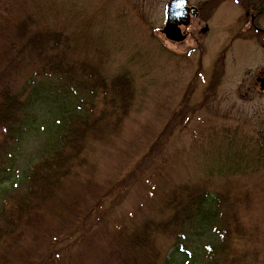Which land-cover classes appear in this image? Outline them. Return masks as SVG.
<instances>
[{"label": "trees", "instance_id": "trees-1", "mask_svg": "<svg viewBox=\"0 0 264 264\" xmlns=\"http://www.w3.org/2000/svg\"><path fill=\"white\" fill-rule=\"evenodd\" d=\"M37 1L0 0V155L7 151L5 157H11V148L8 146V150L7 145L22 137L26 109L35 101L39 86L47 83L45 98L52 102L54 97V103L59 100L61 117L55 118L50 125L41 151L37 153L39 159L23 174L19 187L12 184L11 187L3 188V202L0 205V264H81L82 259L86 258L85 247H82V243H79L81 246L75 245L79 237H75L72 231L78 228L77 222L79 228L86 227L87 213L81 210L80 192L77 190L96 194L92 177L79 181V169L84 163L82 155L91 141L106 140L117 132L134 105H137L139 97V105L143 102L144 107L152 94L159 93L158 97H163V92L171 93L173 89L169 88L173 85L172 78L176 79L174 71L178 72L180 62L173 59L175 55L167 48L165 54L154 49L144 52L129 50L126 63L118 65L111 74L110 62L114 50L100 28H94L81 18L77 21L78 27L74 28V35H67L62 30L64 22L60 21H66L65 15L71 13L73 17L69 15L70 20L74 22L76 13L72 9V12H67V6L61 0H56L54 5V0H45L44 7ZM37 15H45L44 18L49 17L55 22L52 26L45 24L39 27L35 23ZM115 47L120 50L118 46ZM178 57L181 59L182 56ZM131 62L141 66L143 87L140 88L143 94L138 92L136 82H140L141 78L130 67ZM157 82L160 92L151 91L149 84ZM184 112L180 110L175 115L176 126L180 131L191 124L187 121L191 116L184 117ZM147 128L148 123L145 124V132ZM233 133L235 138L231 137ZM239 137L236 130L224 133L212 127V141L216 143L222 139L231 144ZM160 145L155 141L143 162H147ZM212 147L219 148L216 144H212ZM242 148L238 158L225 152L232 171L224 178H218L229 182L228 186L222 184L218 191H210L216 176H210L212 179L208 180L202 178L183 191H179V188L186 185L173 186L170 193L160 199V219L148 217L142 224L138 223L132 233H125L131 221L134 222L130 214L114 225V233L118 234V238H115L117 249L108 252L99 262L264 264V245L255 252H240L238 246L233 245L235 241L242 240L251 245L264 241L263 229L240 219L242 211L254 210L257 205L252 206L248 195L242 199L232 192L237 181L236 172L247 174L251 169L246 163L241 166L245 160ZM215 151H210V155ZM195 159L199 161L197 165L203 163L204 167L207 163L204 159ZM176 160L177 153L174 163ZM159 163H164L163 157L154 166L157 167ZM146 173L152 178L144 175ZM146 173L143 170V180L140 181L143 184V199H152L155 190L151 181L160 178V175L159 171L154 170ZM189 178L190 174L184 172L181 183L190 181ZM250 193L260 194L261 190L255 189ZM138 208H141V204ZM258 209L263 217L257 221L262 225L264 205L261 200ZM142 210L153 209L142 205ZM100 218L101 214L97 220L100 221ZM64 221L74 225L71 228L70 225L62 227L63 231L60 224ZM209 225L211 228H205ZM42 226L51 234L49 239L39 237ZM59 228L68 237L63 238V244L53 248L52 244L60 243ZM195 229L203 233L204 229H209L215 239L203 247V254L184 250L177 260V249L186 245L180 242L186 240L187 233ZM28 233L34 242L41 240L49 248L35 255L34 248L24 244ZM162 239L173 241L175 253L161 261L158 245ZM71 247L74 252L67 254ZM130 256L133 258L129 261Z\"/></svg>", "mask_w": 264, "mask_h": 264}, {"label": "rangeland", "instance_id": "rangeland-1", "mask_svg": "<svg viewBox=\"0 0 264 264\" xmlns=\"http://www.w3.org/2000/svg\"><path fill=\"white\" fill-rule=\"evenodd\" d=\"M55 1L52 2L53 5ZM61 1L67 6V12L72 9L76 13L74 22L70 20L71 13L65 15L66 21H60L64 22L62 30L65 34L74 35V28L78 27L77 21L81 18L90 22L94 28L101 29L114 50L110 62L111 74L118 65L126 63L125 58L129 50L144 52L154 49L165 54L166 47L175 55L173 59L180 62L178 72L174 71L177 80L172 78L173 85L169 88L173 89L171 93L163 92V97H158L159 93L152 94L144 107L143 102L139 105V97L137 105H134L117 132L106 140L91 141L82 155L84 163L79 169V181L83 182L87 177H92L95 184L93 191L96 194L77 190L80 192L81 210L87 213V221L84 223L87 228H79L77 222L78 228L72 231L75 237H79L74 244L81 246L79 243H82V247H85L86 258L82 259L81 264H101L99 261H102L108 252L117 249L115 238H118V234L114 233L116 228L113 227L127 214L131 215L130 218L134 219V222L131 221L130 228H126L125 233L134 232L137 229L134 227L138 223L142 224L148 217L160 219V199L169 194L173 186L186 185L179 188V191H183L202 178L212 179L210 176L217 177L213 178L214 184L210 191H218L222 184L228 186L229 182L218 178H224L232 171V165L227 162L225 152L238 158L241 147L245 157L241 166L246 163L251 169L247 174L236 172L237 181L232 192L242 199L248 195L252 206L257 205L254 210L242 211L240 219L245 223L257 224L259 229L264 230V223L261 225L257 221L263 217L258 209L260 200L264 205V195H261L264 192V90L256 87L254 80L259 68L264 66V37H257L255 34L251 35L253 40H248V35H238L244 23L233 22L232 19L243 16L244 11L231 0H218L217 3L213 0H190L195 6L208 1L212 6L203 9L202 18L190 27V36L186 41L173 44L160 35L168 0H74L73 3V0ZM37 2H41L42 7L46 5L45 0ZM44 17H35L37 26L54 24V19ZM204 20L206 22H203ZM204 24H208L210 34L209 31L205 34L199 31ZM179 55L182 56L181 59ZM158 58L163 60L161 56ZM130 67L141 78L136 84L138 92L143 94L141 66L131 62ZM22 80L21 78L20 81ZM158 83L149 84V89L160 92ZM46 85L47 83L39 86L35 101L26 109L22 137L7 145L8 150V146L11 148V157H5L7 151L0 155V184L6 186H0V205L3 202V188L11 187L12 184L19 187L23 174L38 161L37 153L41 151L50 125L55 118L61 117L58 110L59 100L54 103V97L52 102L45 98ZM180 110L185 111L184 117L191 116L187 120L191 124L182 131L177 128L175 122V115ZM147 123L148 131L145 132ZM212 127L218 132L223 130L224 133L236 130L237 136L240 137L235 144H228L230 141L222 139L216 143L212 141ZM233 136L235 138L234 133L231 134V137ZM155 141L161 144L159 149L147 162H143L144 156L149 153ZM171 143L174 144L169 146ZM212 144L218 145L219 148L212 147ZM214 150L216 151L210 155V151ZM176 153L177 160L174 163ZM162 157L164 163L155 167ZM195 158L204 159L207 163L204 167L203 163L197 165L199 161ZM143 170L145 173L149 170L159 171L160 178L151 181L155 190L152 199H143V184L140 183L143 180ZM184 172L190 174V181L181 183ZM144 175L152 178L148 173ZM185 176L188 177L186 174ZM255 189L261 190V193L251 194ZM140 204L141 208H138ZM142 205H147L153 210L143 211ZM100 214L101 220L98 221ZM60 225L64 231L62 227L70 225L71 228L74 224L64 221ZM205 228L211 227L209 225ZM204 230V233L198 229L187 233L186 240L180 242L186 245L177 249V260L184 250L203 254L204 246L211 244L215 239L209 229ZM48 232V229L42 226L39 237L49 239L51 234ZM67 235L60 231V243L52 244L51 247L63 244V238ZM40 241L37 239L34 242L32 235L28 233L24 244L34 248L37 255L49 248L47 243L42 244ZM233 245L238 246L240 252H255L261 250L264 241L251 245L242 240L235 241ZM174 246L171 240L159 241L161 261L175 253ZM70 252H74L72 247L67 250V254ZM132 258L128 257L129 261Z\"/></svg>", "mask_w": 264, "mask_h": 264}, {"label": "flooded vegetation", "instance_id": "flooded-vegetation-1", "mask_svg": "<svg viewBox=\"0 0 264 264\" xmlns=\"http://www.w3.org/2000/svg\"><path fill=\"white\" fill-rule=\"evenodd\" d=\"M218 0H213V2H217ZM223 2H226L227 0H222ZM237 1V7L243 12L245 10V14L243 16H239L238 18L232 19L234 22L238 23H244V27L241 31H239L238 35H248V38H252L251 35H255L259 37V35L264 37V0H236ZM210 5V2H208ZM202 5L198 6V9L200 11ZM195 21H199L198 19H195L191 21L190 27L195 25ZM203 22H206L204 20ZM209 26L208 24H204L203 28L199 31L201 33H207L209 31V34L211 33V30H208ZM186 33V31H185ZM188 35L190 33L188 32ZM264 47V45H262ZM264 68L260 72L259 75L256 76V82L258 83L260 89L264 88V75H263Z\"/></svg>", "mask_w": 264, "mask_h": 264}, {"label": "water", "instance_id": "water-1", "mask_svg": "<svg viewBox=\"0 0 264 264\" xmlns=\"http://www.w3.org/2000/svg\"><path fill=\"white\" fill-rule=\"evenodd\" d=\"M189 13L194 17L197 15L196 9H188L185 0H172L169 2L166 11L167 22L162 30L166 38L172 41L181 42L185 36L181 35L179 25L187 26L189 23Z\"/></svg>", "mask_w": 264, "mask_h": 264}]
</instances>
